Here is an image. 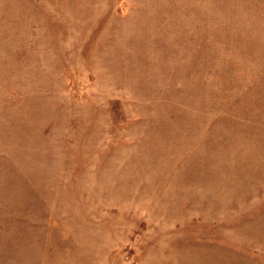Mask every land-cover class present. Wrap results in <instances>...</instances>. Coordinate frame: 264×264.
Listing matches in <instances>:
<instances>
[{"label":"rangeland","instance_id":"obj_1","mask_svg":"<svg viewBox=\"0 0 264 264\" xmlns=\"http://www.w3.org/2000/svg\"><path fill=\"white\" fill-rule=\"evenodd\" d=\"M0 264H264V0H0Z\"/></svg>","mask_w":264,"mask_h":264}]
</instances>
